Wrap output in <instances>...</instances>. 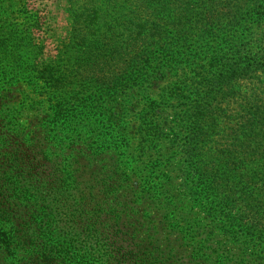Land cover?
Returning a JSON list of instances; mask_svg holds the SVG:
<instances>
[{"label":"trees","instance_id":"trees-1","mask_svg":"<svg viewBox=\"0 0 264 264\" xmlns=\"http://www.w3.org/2000/svg\"><path fill=\"white\" fill-rule=\"evenodd\" d=\"M85 1L68 0L72 22L78 28L104 24L107 12L89 16L94 0ZM125 1L116 0L114 6L121 8ZM176 2L148 0L137 6L140 45L182 16ZM201 2L194 0L196 8L184 10V21L208 6L214 11L212 0ZM229 3L215 15L228 18L223 24L231 33L216 60L220 72L207 84V102L201 94L185 96L183 74L157 68L159 61L151 66L153 54L147 52L118 76L113 88H101L100 96L84 107L69 103L62 115L61 95L70 99L76 90H87L83 77H76L69 60L63 66L44 63L41 47L31 41L39 17H29L22 29L0 20V264H264V226H248L251 212L264 214V81H253L245 97H228L218 88L244 69L264 71V48L255 50V38L239 30L242 19L255 17L256 8L264 12V0ZM169 74L175 75L174 88L154 105L149 100L153 90H165L156 86ZM24 88L35 96L29 98ZM15 92L23 95L20 101ZM138 99L147 114L132 120ZM46 103L52 104L54 117L44 111ZM176 105L182 117L169 120L166 112L176 115ZM93 109L105 127L86 132L78 146L79 120ZM228 113L236 115L235 122ZM135 123L136 138L130 135ZM183 124L189 125L186 159L208 131L224 136L221 160L228 179L237 180L245 212L234 211L214 181L197 183L185 167H175L174 150L182 146L175 128ZM245 135L255 136L254 143H246ZM251 150L249 167L238 160L242 155L232 156ZM141 166L152 177L150 184L140 176Z\"/></svg>","mask_w":264,"mask_h":264},{"label":"rangeland","instance_id":"rangeland-1","mask_svg":"<svg viewBox=\"0 0 264 264\" xmlns=\"http://www.w3.org/2000/svg\"><path fill=\"white\" fill-rule=\"evenodd\" d=\"M82 1L86 3L85 0ZM147 1L126 0L123 6L119 8L114 6L116 5V0L110 2L108 0H94V3L89 5L91 8L89 16L97 17L106 11L105 23L98 24L96 27L91 26L88 28L85 25L78 28L72 22L74 12H71V5L68 0H0V20L6 21V24H15L14 29H22L29 22V17H39V20H37L38 27L32 31L31 41L34 45L41 47L43 59H45L44 63L63 66L64 63H67L64 60H69L72 70L78 72L76 77H83L80 81L83 82L81 84L87 90H79L77 88L76 95L70 99L65 93L61 95L59 99L63 102L59 105V114L61 115L67 114L69 103H79L80 107H84L87 102L100 96L101 88H113L118 76L124 71H130L138 61L142 60L141 56L147 52L153 54L151 60L148 62L151 66L154 65V62L159 61L160 64L157 68H163L167 73L176 72L177 75L183 74L185 81L180 86H183L185 90L183 94L185 96L201 94L204 102H207V84L210 82L209 80L214 79L220 72L219 68H217L216 60L220 57L219 54L221 52L226 51V42L230 38L228 33H231L229 29H225L223 24L225 21H228V18L215 15L221 11L223 13L225 10L224 6L231 4L229 3L230 0H212L214 11L208 6L200 14H197L198 12L192 13L190 18L185 21L183 18L185 14L184 10L189 7L193 9L196 6L194 0H178L175 8L176 12L183 13L182 16L175 20V24L171 28L160 31L159 36L150 37L140 45L137 41L140 32L139 24L141 22L138 15L141 10L137 6L141 2L148 4ZM204 1L206 0H202L201 3H204ZM181 2L182 4H180ZM77 5L79 6V4ZM206 10H208V13ZM256 14H259L261 18L259 19ZM251 16L255 17L253 19L247 18L246 22L242 19V25L239 30L240 32L244 30L246 33H250V38H255L251 47L253 46L255 50H259L260 48H264V12L256 8ZM217 19L221 21L219 22ZM110 21L112 22L111 30L113 33L107 31ZM216 22H218L219 28ZM116 26L119 27L113 28ZM135 41L136 44L133 47ZM64 44L67 47L66 49L63 48ZM116 46L118 47V53L114 55L113 48ZM164 46L167 47L165 50ZM59 55H61V59H57ZM25 59V63H29V59L27 57ZM257 69L256 72L244 69L243 74L239 73L241 75L237 77L231 76L222 83L219 82V90H222L223 94L228 97L238 96L239 94L242 97L249 95L252 92L253 81L256 79L264 81V71L259 68ZM174 76L169 74L167 81L156 86L157 88L165 87V90H153L154 95L149 100L154 105L161 103L163 93L173 90ZM22 78L18 77L19 80H22ZM98 84H100V88ZM202 85L205 86L203 87ZM88 86L90 87L88 88ZM23 90H25V94L29 98L35 96L30 90L28 92L27 88ZM13 95L15 97L18 96L19 101L23 96L19 92H15ZM184 103H186V100ZM186 107L184 105V108ZM181 109V106L176 105L174 109L176 115L173 114L172 110L166 112L168 119L176 120V117L181 118L183 113ZM45 110L49 118L54 117L52 104L48 106L46 103ZM95 110L84 111L79 120L78 126L82 128V132L81 136L77 138L78 146H83L86 132L95 134L105 127L104 122L98 118ZM143 114H147V109L143 107L142 99H138L136 101V108L131 116L132 120H136ZM227 117L233 119L234 122L236 121L234 118L237 119L235 114L228 113ZM137 125L138 123L132 125V132L130 133L131 136H133L132 133H135V138L138 136V130H133H135ZM188 126L183 124V127L175 128L179 137L177 139L179 145L183 146L184 141H187ZM257 132L259 131L257 130ZM70 136L75 138L76 134L72 133ZM246 137L248 136L245 135L243 139L248 144L254 143L256 139L255 136L254 138L248 137L247 139ZM260 142L264 143L263 140ZM221 144H226L224 136H221L219 131L214 133L208 131L206 135L199 138L198 144L192 146L196 149L192 151L193 155L191 158L186 159L184 157V146L175 148V167L180 165L185 167L186 175L191 180H196L197 183L207 184L214 181L218 191L224 192L225 196L229 197L232 201L234 211H239L242 208V212H245L239 193L241 189L235 186L237 180L231 182L228 179L227 170L222 163L221 158L223 156L222 150L224 145ZM64 146H68V143L64 142ZM237 155H242L238 157V160L242 161V166L249 167L252 150L249 153L232 154L234 157ZM143 167L141 166L142 170L139 171V174L140 176L147 177V181L150 184L152 177L148 176V172ZM250 224L256 227L264 226V214L257 210L251 212V223L249 221L248 226L253 227Z\"/></svg>","mask_w":264,"mask_h":264}]
</instances>
